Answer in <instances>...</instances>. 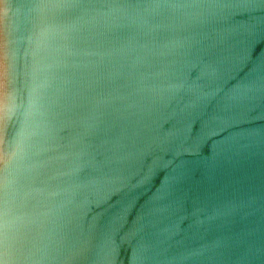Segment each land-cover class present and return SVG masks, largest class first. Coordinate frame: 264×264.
Returning a JSON list of instances; mask_svg holds the SVG:
<instances>
[{"label":"water","instance_id":"obj_1","mask_svg":"<svg viewBox=\"0 0 264 264\" xmlns=\"http://www.w3.org/2000/svg\"><path fill=\"white\" fill-rule=\"evenodd\" d=\"M0 264H264V0H0Z\"/></svg>","mask_w":264,"mask_h":264}]
</instances>
